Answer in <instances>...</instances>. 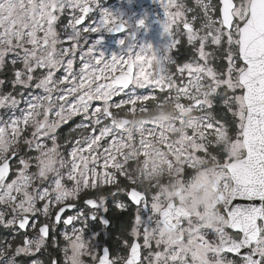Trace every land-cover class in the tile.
<instances>
[{"label":"snow or ice","instance_id":"6c2138e0","mask_svg":"<svg viewBox=\"0 0 264 264\" xmlns=\"http://www.w3.org/2000/svg\"><path fill=\"white\" fill-rule=\"evenodd\" d=\"M159 5L165 39L153 44L137 41L147 13L0 0V225L13 230L0 264L49 248L63 264H264V0ZM105 31L124 33L111 55ZM169 102L170 122L132 123ZM77 115L84 132L62 145L57 130ZM145 176L158 179L145 187ZM165 176L178 181L171 192ZM201 189L215 196L193 210Z\"/></svg>","mask_w":264,"mask_h":264},{"label":"flooded vegetation","instance_id":"af4514ba","mask_svg":"<svg viewBox=\"0 0 264 264\" xmlns=\"http://www.w3.org/2000/svg\"><path fill=\"white\" fill-rule=\"evenodd\" d=\"M97 16V13H94L91 15V19L92 17ZM99 16V15H98ZM68 22V17L64 16L61 18V23L62 24H66ZM91 20H87L84 22V26H87L88 23H90ZM138 34V33H137ZM100 34L97 33L96 36H99ZM124 33H109V32H104L103 33V41H102V47L100 50L104 51L106 55H111L113 52H118L119 51V47L117 44V41L121 38H123ZM95 38V34H93V36L90 38L89 43H91V39ZM85 47H87L85 45ZM181 54L177 57L179 61H183L185 59V56L183 55L184 53V49L181 48L180 50ZM173 55H176L175 51L173 52ZM79 50L77 51L76 54V61L79 64L80 67V60H79ZM0 78H5L8 79L10 78V73L5 72L3 74H0ZM130 89L132 88V86H129ZM11 86L8 85L7 87H4L2 89L3 92H7V91H11ZM35 90L33 89H29L28 93H25V97H27L31 92H33ZM142 95H148L149 94V90H145L141 93ZM124 95L121 94L120 96L114 97V101H119L121 99H123ZM18 99H21L20 97H18ZM151 103V102H149ZM24 107H26L24 100L21 99V103L19 105V108L23 109ZM4 111V109H0V113H2ZM218 112H223L222 109L217 108ZM137 114H146V113H137ZM136 114V115H137ZM17 115H19V112H17ZM154 118V117H153ZM152 118V119H153ZM87 123V121L83 120V117L80 115L74 116L72 117L70 120H68L67 123L62 124L61 127L57 130L58 136H59V142L63 145L65 140H71L75 137H77L78 135L82 134L84 132L83 129H79L78 131H74V132H70V130L74 129L76 127V125L78 123ZM71 147V144H68L67 147L63 148L62 150L67 152V150ZM198 167H207V168H211L213 167V165L209 164L208 161L206 160H201L200 164L198 165ZM151 179H158V177L156 176H145L143 181H139L144 183V186L147 187V181L151 180ZM164 179L167 180V184H166V190L168 192H171L175 189L176 186H178V181L173 177V178H169L167 176L164 177ZM209 190V189H208ZM208 190H204L201 189L200 192L196 195L195 198H193L192 200L188 201V206L189 208L195 210L197 208V206L202 205L205 201H207L208 199L206 198V196L204 195V193H206ZM123 199V197H121ZM125 202H127V200H125ZM71 214V213H68ZM217 217L213 216V220H215ZM76 227H79V224L76 225ZM64 230V226L61 225L57 231L58 232H62ZM13 235V230L12 229H5L2 225H0V238H8L11 239ZM58 239H60L59 237H57ZM112 250L115 254V252L117 251L116 245L118 243V241L115 239V234L113 235V238L109 241ZM60 247H63V243L60 244ZM49 253H51V256L49 255ZM52 258H58L60 260V264H63V254L60 251L54 250V249H42V251L38 254H36L35 256L31 257V258H27L24 256L19 257L18 259L21 261V264H30V259H38L43 261V264H50V260Z\"/></svg>","mask_w":264,"mask_h":264},{"label":"rangeland","instance_id":"374dc122","mask_svg":"<svg viewBox=\"0 0 264 264\" xmlns=\"http://www.w3.org/2000/svg\"><path fill=\"white\" fill-rule=\"evenodd\" d=\"M186 3L189 7H193L195 4V0H186ZM100 4L103 9L116 11V10H126L129 13L134 12L137 16L147 13V30L141 29L137 34L138 43H143L144 41H151L153 44H160L165 39L162 33V22L164 20V10L159 5V0H133V6L131 9L128 8L127 0H100ZM97 16L92 17V19L99 18V12H96ZM171 70L174 71V67L170 66ZM74 70L79 69V64L74 62L73 65ZM64 70L63 68L57 71V77L63 76ZM145 90H149V94L152 93V89H135L134 91L138 95H142L141 93ZM126 97L124 96L123 99ZM230 115V114H229ZM158 119L157 117H154ZM78 123L77 125H80ZM76 125V126H77ZM76 129V127L74 128ZM70 132H74L73 129ZM110 142V141H109ZM203 160V159H201Z\"/></svg>","mask_w":264,"mask_h":264},{"label":"clouds","instance_id":"9594fccd","mask_svg":"<svg viewBox=\"0 0 264 264\" xmlns=\"http://www.w3.org/2000/svg\"><path fill=\"white\" fill-rule=\"evenodd\" d=\"M175 116V108L171 102L166 103L162 108L153 107L146 114H137L131 117V121L135 125H141L144 120H151L153 117L159 118L162 122H170ZM208 200L214 198L215 193L209 189L204 193Z\"/></svg>","mask_w":264,"mask_h":264},{"label":"water","instance_id":"95a60500","mask_svg":"<svg viewBox=\"0 0 264 264\" xmlns=\"http://www.w3.org/2000/svg\"><path fill=\"white\" fill-rule=\"evenodd\" d=\"M237 203L244 204V203H247V201H244V200H242V199H238V200H237Z\"/></svg>","mask_w":264,"mask_h":264},{"label":"trees","instance_id":"16d2710c","mask_svg":"<svg viewBox=\"0 0 264 264\" xmlns=\"http://www.w3.org/2000/svg\"><path fill=\"white\" fill-rule=\"evenodd\" d=\"M218 112V111H217ZM220 113H222V112H220Z\"/></svg>","mask_w":264,"mask_h":264}]
</instances>
